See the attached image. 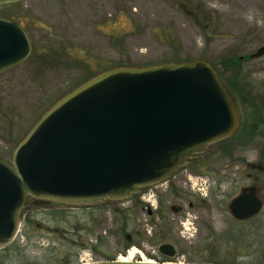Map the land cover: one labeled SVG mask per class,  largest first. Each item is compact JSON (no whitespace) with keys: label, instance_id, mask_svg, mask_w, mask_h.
Wrapping results in <instances>:
<instances>
[{"label":"rangeland","instance_id":"1","mask_svg":"<svg viewBox=\"0 0 264 264\" xmlns=\"http://www.w3.org/2000/svg\"><path fill=\"white\" fill-rule=\"evenodd\" d=\"M0 18L20 24L31 45L22 62L0 72V159L6 162L48 107L113 67L206 60L224 82L233 79L239 112L230 137L184 165L166 187H152L164 204L183 207L181 217L159 221L158 235L150 234L145 212L130 216L117 201L29 199L12 240L0 247V264H79L84 251L94 261L112 260L126 255L127 242L152 254L164 231L180 235V221L193 235L176 244L177 258L189 252L192 261L264 264V54L251 56L264 46V0H22L0 5ZM185 175L207 182L191 189ZM247 186L256 187L263 206L238 221L229 204Z\"/></svg>","mask_w":264,"mask_h":264},{"label":"water","instance_id":"2","mask_svg":"<svg viewBox=\"0 0 264 264\" xmlns=\"http://www.w3.org/2000/svg\"><path fill=\"white\" fill-rule=\"evenodd\" d=\"M19 1L0 0V5ZM30 49L22 26L0 18V70L22 62ZM262 54L264 46L251 56ZM238 124L236 101L206 60L120 66L93 75L37 118L10 163L0 159V247L12 240L29 199L95 205L129 198L230 137ZM262 206L256 187L247 186L229 209L243 221ZM158 250L174 254L168 243ZM91 264L177 263L116 259Z\"/></svg>","mask_w":264,"mask_h":264},{"label":"flooded vegetation","instance_id":"3","mask_svg":"<svg viewBox=\"0 0 264 264\" xmlns=\"http://www.w3.org/2000/svg\"><path fill=\"white\" fill-rule=\"evenodd\" d=\"M11 68V67H9ZM7 68V69H9ZM4 69V70H7ZM4 70H0L4 71ZM197 158V157H196ZM191 163H188L186 165H189ZM185 165V166H186ZM185 166L180 167L179 169H177L174 174H172L170 177H175L178 176L180 174H182L184 171L187 170V168ZM177 174V175H176ZM187 176V175H185ZM188 179V176H187ZM201 179V178H200ZM202 180V179H201ZM189 181V180H188ZM203 182H207V179H203ZM197 184L201 185L202 182H197L195 185H192L189 182V187L191 189H193L195 186H197ZM197 189H199L197 187ZM160 197L157 198V195L154 193H150L147 187L142 188L137 194L132 195L131 197L127 198V199H122V200H118L117 202L121 205L122 211L125 212H129L130 216H131V211H133V213H135L136 216V210L138 211H142L145 212L143 213L144 216L151 221V235H158V233H160L161 231H163V229H160V225H159V221L163 220L165 221V219L170 216V219L175 220L176 217L178 216H182L183 214V207L179 204H164L162 201H160ZM181 223V225L183 226L184 224H186V222H179ZM196 231V230H194ZM180 235L178 236L177 234H166V232L164 231V235H161L162 237V241L163 243H168L172 246V250L174 252L173 256L168 257L166 255H163L160 253V258L161 259H169V258H173L176 254H177V249H176V244L180 243V244H187V240L185 239V237H183L181 235L182 230L180 231ZM196 233V232H195ZM179 234V233H178ZM193 234L191 233V236ZM126 239H131V235H127ZM172 240V241H170ZM189 242H191V240H189ZM191 256V253L187 252L186 253V258H185V262H193L192 260L189 259V257Z\"/></svg>","mask_w":264,"mask_h":264},{"label":"built area","instance_id":"4","mask_svg":"<svg viewBox=\"0 0 264 264\" xmlns=\"http://www.w3.org/2000/svg\"><path fill=\"white\" fill-rule=\"evenodd\" d=\"M194 182L196 181V178L193 179ZM134 249L135 252L132 255V258L136 259L137 257L141 258L142 260L146 258V253L144 247H140V248H136V247H132L130 250ZM130 250L128 251V253L130 252ZM151 252H154V250L152 249ZM156 252V251H155ZM152 257H153V261H158V257L156 256L157 253H152ZM182 257H179L176 259L177 262L182 261ZM79 261L81 264H88V263H92L94 262V260L92 259L91 253L89 251H84L83 254L80 256Z\"/></svg>","mask_w":264,"mask_h":264},{"label":"trees","instance_id":"5","mask_svg":"<svg viewBox=\"0 0 264 264\" xmlns=\"http://www.w3.org/2000/svg\"><path fill=\"white\" fill-rule=\"evenodd\" d=\"M235 60H236V59H234V58L231 59L232 62L237 63ZM222 65H223V66H226V63L223 62ZM225 83H226V85L228 86V88L231 90L232 94H237L238 91H237V88L235 87V84H234V82H233V79H231V80H226ZM131 244H132L131 242H127V243L124 245V250H126ZM113 259H114V258H113Z\"/></svg>","mask_w":264,"mask_h":264},{"label":"bare ground","instance_id":"6","mask_svg":"<svg viewBox=\"0 0 264 264\" xmlns=\"http://www.w3.org/2000/svg\"><path fill=\"white\" fill-rule=\"evenodd\" d=\"M134 252H135V250L134 249H132V250H130V252L128 253V255H125V256H119L117 259L118 260H121V261H131L132 259H131V257H132V255L134 254ZM145 262H152V260L151 259H143Z\"/></svg>","mask_w":264,"mask_h":264}]
</instances>
